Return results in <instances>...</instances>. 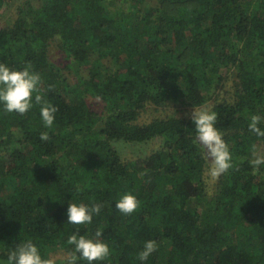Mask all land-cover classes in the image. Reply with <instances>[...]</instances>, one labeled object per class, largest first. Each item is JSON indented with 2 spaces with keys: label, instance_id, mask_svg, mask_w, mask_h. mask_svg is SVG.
Instances as JSON below:
<instances>
[{
  "label": "trees",
  "instance_id": "1",
  "mask_svg": "<svg viewBox=\"0 0 264 264\" xmlns=\"http://www.w3.org/2000/svg\"><path fill=\"white\" fill-rule=\"evenodd\" d=\"M115 2L26 0L11 24L0 25V63L39 73L40 94L58 109L47 128L35 93L25 115L0 104V264L28 240L61 264L74 251L67 240L77 227L90 239L103 231L110 256L93 264H264V165L254 173L249 164L255 142L264 153V137L248 130L252 115L264 117V0ZM49 41L77 69L73 82L50 63ZM211 57L215 65L232 61L236 90L210 108L234 167L208 198V166L191 119H138L170 101L202 105ZM112 60L117 68L109 71ZM70 93L83 99L70 101ZM156 138L158 147L135 157L116 147ZM125 193L140 202L130 215L115 209ZM72 203L103 206L90 224L76 226L67 222ZM148 240L157 250L140 261Z\"/></svg>",
  "mask_w": 264,
  "mask_h": 264
},
{
  "label": "clouds",
  "instance_id": "2",
  "mask_svg": "<svg viewBox=\"0 0 264 264\" xmlns=\"http://www.w3.org/2000/svg\"><path fill=\"white\" fill-rule=\"evenodd\" d=\"M41 77L39 73L26 67L23 70H11L4 63H0V104L8 113H18L25 115L33 107V94L35 93V104L41 105L40 115L43 124L51 128L54 124L55 113L58 109L43 99L40 94ZM190 119L195 125L196 142L204 150L205 159L209 162L208 175L213 181L227 173L234 167L233 157L228 144L222 138L215 124L217 113L208 108L192 109ZM264 121V117L254 114L250 118L248 130L258 137H264V130L259 125ZM42 141L49 140L48 132L40 134ZM249 164L253 172H257L261 165H264V153L257 150L253 145L251 148V158ZM140 202L131 193H125L116 201L115 209L124 215H130L137 211ZM102 204H93L88 207L84 204H69L67 208V222L76 226L87 225L92 222L94 214H99ZM79 227L68 237L67 243L74 246V251L64 260V264H76L78 259H83L88 264L95 261H103L110 256V248L107 243L100 239L103 235L102 229H97L95 239L86 238L79 234ZM155 240L145 242L143 250L139 252L138 259L145 261L157 250ZM77 253L79 256H77ZM7 264H53L51 259H43L38 247L28 240L18 245L7 257Z\"/></svg>",
  "mask_w": 264,
  "mask_h": 264
},
{
  "label": "rangeland",
  "instance_id": "3",
  "mask_svg": "<svg viewBox=\"0 0 264 264\" xmlns=\"http://www.w3.org/2000/svg\"><path fill=\"white\" fill-rule=\"evenodd\" d=\"M24 1L26 0H5V4L3 5L2 8H0V25L1 26L11 24L14 21V19L17 17V9ZM106 1L113 2V4L116 6V2H115L116 0H106ZM124 7L126 10L129 9V7L127 8L126 5ZM113 9L115 8L113 7ZM141 27H142V24L138 22L136 29L140 30ZM49 42L50 43H47V53H48L50 63L56 68L60 69V71L64 73L71 82H73L76 79V76L78 75L77 69H75V67L70 63V61L64 58V56L62 55V53L60 52L57 46L56 41H49ZM253 59L255 60L257 64L258 62L257 58H253ZM106 66L108 67L107 70L109 71H114L117 68L114 60H112L108 64L105 63V67ZM232 66H233L232 61L228 59H226L224 63L217 64V65H215L214 57H211L209 59L207 73L210 75L211 84L207 89L205 102L199 107L189 106L185 109L183 108L181 109V106H177L174 104L173 101H170L168 105L161 107L159 109H154V107L146 108L141 113L138 121L146 122L154 117H162L167 114H176V115L180 114L181 116L190 118V112L192 109H201V108L210 109L212 104L214 103L222 102V101H231L232 100L231 97L234 91L236 90V86H235L236 80H235ZM67 97H68V100L70 101H80L81 99H83V96L80 97V96H76L71 93L68 94ZM84 98H85L87 105L91 109L100 111V107L97 108L96 106V99L90 96H87V97L84 96ZM176 98L177 100H179L178 97ZM160 143H161V139L159 138H156L155 140L149 141L144 144H132V143L120 141L116 143V147L120 155L124 157H135L136 155L140 153L144 154L148 150L158 147ZM255 146L256 148H259V143L255 142ZM206 164L209 167V162L207 160H206ZM204 178L207 184V197L210 198V196H212V193H214L217 181H213L209 177L208 169L204 173ZM14 186H15L14 184L9 183V182L6 184V187L9 190H12ZM195 205L196 203L194 204V200L190 202L188 201L187 203V206H189L191 210H194ZM61 264H64V260L61 262Z\"/></svg>",
  "mask_w": 264,
  "mask_h": 264
}]
</instances>
